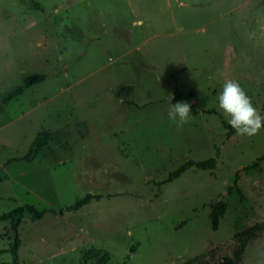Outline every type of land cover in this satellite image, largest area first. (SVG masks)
<instances>
[{"label":"rangeland","instance_id":"obj_1","mask_svg":"<svg viewBox=\"0 0 264 264\" xmlns=\"http://www.w3.org/2000/svg\"><path fill=\"white\" fill-rule=\"evenodd\" d=\"M34 75L0 110V215L43 212L21 219L19 264H222L264 226V128L229 135L216 99L236 80L264 115V0H0V102ZM177 91L194 95L179 127ZM37 133L50 142L25 162ZM13 236L0 222V263ZM238 264H264V231Z\"/></svg>","mask_w":264,"mask_h":264},{"label":"trees","instance_id":"obj_2","mask_svg":"<svg viewBox=\"0 0 264 264\" xmlns=\"http://www.w3.org/2000/svg\"><path fill=\"white\" fill-rule=\"evenodd\" d=\"M44 80H45V76L43 75H34V76H30L26 78L22 82L21 85L14 87L10 92H8L6 95L2 97L1 102H0V110H2V107L5 103L12 100L16 96L22 94L26 88L30 87L33 84L40 83ZM193 97H194L193 93H188L187 95H183L181 92L177 91L175 92L174 101H179L184 98H193ZM222 126L224 129L228 131L229 135L236 133L235 130L232 129L231 126L226 124L224 121H222ZM49 142H50V136L48 134L37 133L34 140L29 145L28 153L21 160L25 162H31L32 160L35 159L37 154L49 144ZM191 166H194L195 168L201 169V170L212 169L214 167V160L209 159V160L201 161L197 163L187 162L186 164H183L180 167H178V169L175 170L174 172L170 173L169 179L178 178L181 174H183L186 171L188 167H191ZM253 166L254 165L246 166L244 170L253 168ZM237 178H238V175L236 173L234 184ZM227 193L228 194L232 193V187H230L227 190ZM97 198L98 196L86 195L84 198L78 200L74 205L68 207L66 210L72 211V212L78 211L82 207L89 204V202L92 199H97ZM224 212H225V204L222 203L221 201H215L214 203L211 204V211L209 214V219H210V225H211L212 231H217L219 218L224 215ZM24 214H29L33 220H36L42 217L43 212L38 211L36 208H34L31 205H23V206L15 208L14 210L10 212L0 215V222L7 221V220L10 221L11 231L13 232V235H14L13 241L8 247V252L10 253V256H11V261L2 262L0 264H19L18 263V248H19L20 241L18 237V227L20 225L21 219ZM263 231H264V226L261 224H257V225H253L237 233L234 236V240L236 241L237 244L232 253V257H224L222 264H238L241 260V257L244 253V250L247 244L253 239L257 238ZM93 258H95L93 251H89L86 253L85 260L93 259ZM107 261H108V255L104 254L102 255V257L97 259V264H106ZM184 264H190V261Z\"/></svg>","mask_w":264,"mask_h":264},{"label":"clouds","instance_id":"obj_3","mask_svg":"<svg viewBox=\"0 0 264 264\" xmlns=\"http://www.w3.org/2000/svg\"><path fill=\"white\" fill-rule=\"evenodd\" d=\"M171 96L172 94L169 93V100ZM216 99L219 109L228 117L227 123L237 135L250 137L264 128V115H261L258 109L253 106L251 98L241 87L239 81H225ZM168 105L167 117L178 127L193 118L189 103L177 101L174 104L168 103Z\"/></svg>","mask_w":264,"mask_h":264}]
</instances>
